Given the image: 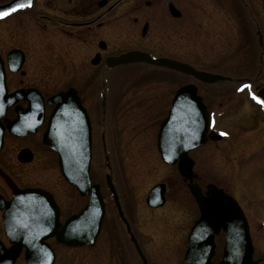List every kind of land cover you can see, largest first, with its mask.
I'll use <instances>...</instances> for the list:
<instances>
[{
	"label": "flooded vegetation",
	"instance_id": "1",
	"mask_svg": "<svg viewBox=\"0 0 264 264\" xmlns=\"http://www.w3.org/2000/svg\"><path fill=\"white\" fill-rule=\"evenodd\" d=\"M29 1L27 7L25 3L21 9L6 14L5 9L14 0H0V264H68L71 259H64L61 252L77 250H84V261L90 264L156 262L148 252H143L151 245L140 243V235H149L141 233L140 221L144 217L140 216L139 220L137 214L139 203L147 208L149 190L144 201L135 202L125 199L127 196L120 197L117 192L115 197L109 189L111 185L116 191L120 181L137 183L133 166L135 170L144 169L147 162L155 160L158 167L175 170L179 178L155 183L164 185L165 202L158 209H147L165 207L175 182H179L182 196H189L195 205V210L193 206V210L178 213L182 214L183 222L177 226L176 219L171 231L172 240L184 256L188 234L200 217L189 186L200 189L202 196L208 198L207 187L213 185L200 181L195 170V152L208 143L214 145L234 137L216 127V118H228L244 97L251 112L250 121L264 139V107L256 101L257 94L264 89V79L258 86L255 78L264 77V0ZM51 33L57 40L67 39V47L63 48L61 43V47L53 45L48 39ZM43 34L48 44L43 43ZM43 44L56 50L45 53L44 57L36 49ZM129 52L172 60L224 79L207 84L163 66L141 62L108 65L112 58ZM50 55L60 67L53 65V59L47 60ZM236 56H239L237 64ZM235 66L248 68L254 77L235 82L229 76V69ZM44 71L49 75L46 78ZM52 72H59L60 77L56 78L58 75L53 76ZM183 89L186 90L181 93ZM61 92L73 93L79 109L73 106V97L67 100L68 109L84 112L88 124L91 161L87 194H80L61 177L56 153L42 142L49 117L56 108L48 99ZM178 92L182 94L178 121L187 119L189 109L185 101L192 108L196 101L193 97L201 100L212 120L211 125L207 122L205 144L187 153L193 164L191 181L178 173L179 160L173 159L172 152L181 149L180 142L173 141L176 144L172 147L169 132L163 139L169 162L160 153V126L171 115ZM262 144L261 153L264 140ZM97 162L101 164L98 174L94 169ZM51 167L60 178L49 181L39 175L38 172ZM95 185L101 208L92 204L90 191ZM219 189L241 207L238 198ZM37 190L48 193L49 197L41 198ZM42 199H49L57 210L59 228L82 213L87 215L84 222L88 226L93 212L101 211L98 233L82 246L59 243L56 234L46 235L49 232H44V237L41 222H36ZM241 209L251 238L249 214ZM263 222L264 218L259 229L264 234ZM85 233L90 236V228ZM214 245V256L209 263L220 264L225 248L222 231L214 238ZM255 248L253 245L254 257L249 263L264 264V250L256 255ZM183 256L166 259L163 264H182Z\"/></svg>",
	"mask_w": 264,
	"mask_h": 264
},
{
	"label": "water",
	"instance_id": "2",
	"mask_svg": "<svg viewBox=\"0 0 264 264\" xmlns=\"http://www.w3.org/2000/svg\"><path fill=\"white\" fill-rule=\"evenodd\" d=\"M22 1L24 0H14L10 5V11H14L15 7H18V3ZM131 62H144L150 65L168 67L176 71L185 72L205 83H215L224 79L218 75L197 72L187 65L172 60H153L141 52H129L117 58H112L108 61V65L113 66ZM184 90L181 93H184ZM181 95L177 93L172 105L171 115L161 124L160 153L164 161L169 162L167 160L168 155L164 154L165 145L163 144L164 135L169 132L170 137L168 139L172 147H175L176 144L173 141H180L182 143L178 145L181 149L173 153V159L179 160L178 172L184 178L191 180V168L193 164L186 153L190 149L204 144L206 133L205 109L202 107L200 99L197 98L196 105L198 111L201 113V117L196 119L195 114L188 113V119L180 123L178 121V115ZM72 97L75 99L73 106L79 109L78 100L73 96V93H59L48 100L56 108L50 116L48 127L43 137V143L48 149L58 155L62 177L69 184L73 185L80 194H87L88 191L86 189L89 187L88 169L90 161L88 148L89 130L84 112L69 111L68 107L70 105H68L67 100ZM258 98H261L259 100L262 102L261 92L258 94ZM185 106H189V102L185 101ZM197 131L199 132V138L192 141ZM190 142L191 144L188 145ZM183 166H185L184 169L182 168ZM189 188L201 215L189 233L188 248L182 264H210L209 261L214 255L213 239L219 230H222L225 235V248L220 264H250L249 261L252 258L251 241L246 222L237 203L231 197L213 186L207 187L210 194L209 198H204L195 186H189ZM110 190L116 197V193L111 186ZM45 194L39 193V195ZM163 194V185L152 188L148 194L147 205L152 208L161 206L164 201ZM90 195L92 196V204L101 208L97 186L91 189ZM43 209L45 210L43 211L45 214L39 218L43 233L49 232L46 235L50 236L56 234L58 242L69 246H82L87 244L90 238L95 237L103 217L101 211L98 213L93 212L94 217L92 218V223L86 226L84 221L87 215L82 213L80 216L67 220L65 225L59 229V223L57 222L58 213L55 207L51 205ZM87 228H90L91 231L93 230L90 236L85 233ZM132 240L135 243L134 239Z\"/></svg>",
	"mask_w": 264,
	"mask_h": 264
},
{
	"label": "rangeland",
	"instance_id": "3",
	"mask_svg": "<svg viewBox=\"0 0 264 264\" xmlns=\"http://www.w3.org/2000/svg\"><path fill=\"white\" fill-rule=\"evenodd\" d=\"M49 30L52 31L53 29ZM43 32L47 33L45 30ZM56 38L55 34L51 33L48 39L53 45L61 47L59 44L61 43L63 48L67 47V39L61 38L57 40ZM48 39L45 34L42 35L44 44H48ZM44 44L36 48L43 53L44 57L45 53L52 54L51 52L56 50V48L45 46ZM238 58L239 56H236V64L239 61ZM188 59L193 60L191 56H188ZM47 60H52L54 66L60 67V64L56 63L53 55H50ZM52 73L53 76L58 75L56 78L60 77L59 72ZM229 74L235 82L254 77L251 70L248 68L246 70L240 66L231 67ZM43 76L44 78L48 77V72L44 71ZM255 78H257L256 84L258 86L260 85V81L264 79L261 76H255ZM241 98L244 100V97ZM243 100L239 103L240 108L238 107L232 111L228 118H216V127L229 131L230 133L225 132V134L227 136L231 134V137L233 135L234 137L226 138L214 145L208 143L196 151L197 165L195 170L203 184H213L240 200L241 207L249 214L251 239L254 247H256L255 251L257 255L264 250V234L259 229V222L264 218V152H260L264 139L261 138L262 135H260L256 125L250 121L252 118L249 113L251 114V112H249L246 107L247 104ZM259 123L260 121L258 120L256 124L258 125ZM256 131H258L257 134ZM248 149L251 150L248 152ZM250 152H253V154L247 156ZM155 163L157 164L156 160L147 162L146 167L139 170H135L133 166V178L136 172L138 182L131 185L120 181L116 189L120 197L127 196L125 199L134 200L135 202L144 201L147 190L155 183L172 179L177 180L179 178L175 170L170 168L167 171L161 166L158 167ZM100 165L97 162L94 166L97 174L101 172ZM38 173L40 176L42 175V178H47L49 181L60 178L52 167ZM249 194L252 197L248 198L247 195ZM182 195L179 182L178 184L175 182L171 187L169 203L165 207L150 211L139 203L137 212L139 220L140 216L144 217L140 221V227L143 231L141 233L152 236V239H150L149 236L140 235V243L151 245L147 249L145 247L143 252H148L150 258H155L154 261L156 262H153V264H163L166 259L173 260L174 258H182L183 256V251L180 252L179 247H176L175 242L171 238V231L173 230V226H175L176 219L177 226L183 222L182 214L178 213H183L184 209L186 211L193 210V206L195 210V205L189 196L184 198ZM181 202L186 203L185 206H182ZM180 243L181 239H176V244L179 245ZM219 254L220 250H217V256ZM61 256L64 259H71L68 264H90L84 261V250L61 252Z\"/></svg>",
	"mask_w": 264,
	"mask_h": 264
}]
</instances>
